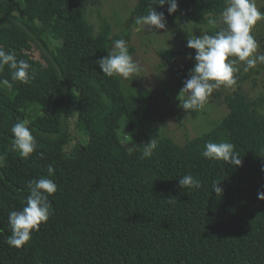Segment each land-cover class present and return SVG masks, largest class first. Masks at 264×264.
I'll return each mask as SVG.
<instances>
[{
	"label": "trees",
	"instance_id": "trees-1",
	"mask_svg": "<svg viewBox=\"0 0 264 264\" xmlns=\"http://www.w3.org/2000/svg\"><path fill=\"white\" fill-rule=\"evenodd\" d=\"M226 6L227 0H178L169 15L167 2L137 0L133 13L147 15L153 7L169 26H206ZM111 35L103 18L92 27L80 0H0V47L26 60L34 77L22 84L11 80L7 66L0 72L13 83L11 91L0 88V264H264V201L257 198L264 192V95L233 93L226 98L228 114L209 131L183 145L156 133L154 154L138 160L118 131L125 119L142 152L143 130L156 121L151 95L125 91L120 78L101 73L96 61L110 50ZM33 47L40 58L32 56ZM189 52L158 54L174 65ZM183 68L193 67L184 62ZM183 68L181 84L189 77ZM75 93L86 140L71 149L65 120ZM117 104L121 120L112 125ZM23 120L38 144L28 160L12 149L11 128ZM224 141L235 145L241 166L203 157L206 143ZM49 164L57 185L49 197L53 214L23 248H12L5 242L8 214L25 206L28 181L46 177ZM186 174L201 181L199 190L180 188ZM214 180L221 181L220 197L211 190Z\"/></svg>",
	"mask_w": 264,
	"mask_h": 264
},
{
	"label": "clouds",
	"instance_id": "clouds-1",
	"mask_svg": "<svg viewBox=\"0 0 264 264\" xmlns=\"http://www.w3.org/2000/svg\"><path fill=\"white\" fill-rule=\"evenodd\" d=\"M167 2L169 15L178 10V0H159V6ZM223 24L226 26L216 31L214 35L203 34L199 37H188L186 47L194 50V67L183 87L177 95L179 107L185 111L202 110L214 90L221 87L234 88L237 84L236 73L238 65H243L244 72L264 63V53L259 51V45L252 35L253 26L264 20V12L257 7L256 0H227V6L221 12ZM137 31L155 28L165 29L163 12H157L149 7L147 15L137 16L134 20ZM215 26L216 20H209ZM101 73L106 77H118L124 80L137 76L141 71L139 64L133 59L128 50L127 41L117 39L112 42L107 55L96 61ZM5 66L12 70L11 80L29 84L34 78L30 73L31 65L26 60H17L11 51L0 47V72ZM0 88L11 91L13 83L9 79H0ZM12 149L19 157L28 160L38 148L37 141L28 127V121L15 123L11 128ZM158 147L155 139H150L143 145L140 159L151 158ZM202 155L211 161H223L234 167L242 165V159L236 152L235 145L224 142H208ZM132 148V147H131ZM131 148H129L131 150ZM43 158V153H37ZM52 164L47 165V176L31 179L27 183L29 194L26 204L21 210H13L8 214V224L11 235L6 244L15 249H21L32 239V233L38 231L41 224L46 223L53 214L49 197L56 193L57 185L51 177L54 174ZM264 172V168L261 169ZM181 189L188 191L199 190L201 181L191 174L178 179ZM221 181H213L211 190L216 196H221L223 189ZM258 200L264 201V192H258ZM174 200V199H172Z\"/></svg>",
	"mask_w": 264,
	"mask_h": 264
},
{
	"label": "rangeland",
	"instance_id": "rangeland-1",
	"mask_svg": "<svg viewBox=\"0 0 264 264\" xmlns=\"http://www.w3.org/2000/svg\"><path fill=\"white\" fill-rule=\"evenodd\" d=\"M80 2L88 22L95 30L99 26V20L103 18L112 28V42L124 39L127 41L128 47L134 48L132 57L139 64L141 71L137 76L127 80L120 78V80L125 91L135 88L148 91L151 95L148 108L156 121L143 130L148 136L145 144L150 139H154L156 133H159L171 138L175 143L183 145L188 140L209 131L214 124L228 114L226 98L233 93L241 91L249 98L264 95L263 63H258L248 72H244L243 65L240 64L238 65L239 71L235 74L237 84L234 88L221 87L214 90L202 110L187 112L179 107L176 97L183 84L179 82L177 74L183 68L184 62L194 67L195 61L191 57H194L195 53L189 52L183 60L174 65H168L162 61L158 52L161 50H184L188 37L192 35L199 37L207 34L208 28L223 25L221 16L215 18V26L209 23L206 26H199L186 22L177 23L174 26L166 24L165 29L145 27L144 30L137 31L133 13L137 0H80ZM256 4L258 9L264 12V0H256ZM212 19L214 18H210V20ZM176 34H178L177 38ZM252 35L258 42L259 51L264 53V20L258 21L253 26ZM32 56L36 59L40 58L38 49L32 48ZM184 70L188 72L186 69ZM239 78L242 81H239ZM77 111V94L75 93L65 120L66 129L72 136L71 149L86 140L85 132L77 124ZM120 113L121 108L117 104L112 112L110 121L112 125L121 120ZM122 120V126L118 131L120 140L138 160H148V158L140 159L142 152L136 150L133 139L124 129L125 119Z\"/></svg>",
	"mask_w": 264,
	"mask_h": 264
}]
</instances>
